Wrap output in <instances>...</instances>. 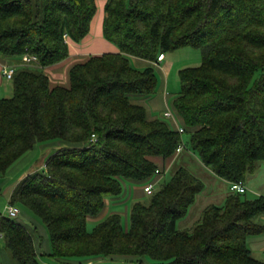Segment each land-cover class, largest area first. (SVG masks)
Returning a JSON list of instances; mask_svg holds the SVG:
<instances>
[{
  "label": "trees",
  "instance_id": "obj_1",
  "mask_svg": "<svg viewBox=\"0 0 264 264\" xmlns=\"http://www.w3.org/2000/svg\"><path fill=\"white\" fill-rule=\"evenodd\" d=\"M97 2L0 0V56L19 64L13 95L0 97V175L37 144L60 143L43 170L15 186L11 204L42 219L58 264H264L248 243L264 232V195L230 190L182 228L207 186L185 165L148 203L132 205L128 228L113 213L88 229L125 182L159 183L181 159L185 132L203 165L226 181L245 182L264 161V0H106L103 36L119 51L89 55L70 67L66 84L52 83L45 68L69 56L70 40L89 35ZM186 47L201 49L202 60L179 70L181 133L134 101L156 93L158 77L131 56L159 64L161 53ZM26 54L37 60L20 63ZM0 233L19 264H42L25 223L2 215Z\"/></svg>",
  "mask_w": 264,
  "mask_h": 264
},
{
  "label": "crops",
  "instance_id": "obj_2",
  "mask_svg": "<svg viewBox=\"0 0 264 264\" xmlns=\"http://www.w3.org/2000/svg\"><path fill=\"white\" fill-rule=\"evenodd\" d=\"M105 1L106 0H104V3H103V9H104V5H105ZM98 14L99 13H98V9H97L96 15L98 16ZM96 15L93 19L92 28H91V31L93 29L95 31V29H96V33H95L96 35L94 34L96 39L92 40V38H90L91 33H89V35L82 41V43H76V42H73L70 40L69 41V46H70L69 56L66 59H64L63 61L56 63V64H53V65H50V66H47L45 68V72L48 74L52 83H54V84H56V83L66 84L68 82V79H69L70 67L76 62L84 60L89 55H97V54H102L104 52H117V51H119V48L117 47V45L108 41L107 39H105L102 32H101V27H102V23H103V19H102L103 13H101L99 15L97 23L95 24L94 22L96 19ZM188 48L189 47L176 50V51H179L180 54H177V55L171 54V56L168 58V61H167V56H166L168 54L165 53L164 59L162 61H160L159 64L150 62L147 59L132 56L134 58V60H133L134 66H136L137 68L143 69L146 66L153 64L156 67V70H159L160 75H162L161 80H158V87H157L156 93H154L153 95L148 96V97L136 96L134 98V101L141 103L146 107L147 115L150 118H157L158 117V118H163V119L166 118V120H167V119H169L165 116V112L167 110H171L173 112V114L175 113L174 110L172 109L173 100L176 96L175 94L178 93L179 89H178V91H175V92L171 89V79H170L171 75L166 76L164 74L162 67L160 66V63L167 61V64L170 66V63L175 62V59H178V58L181 61H188V62H191L190 60H195V58L197 57V54L195 52H192V50H187ZM200 60H202V55L200 56ZM6 64L15 65L16 69H17V66L19 65L15 59H8V58L0 57V89L4 85V79H5V77L2 74V68H3V65H6ZM189 66H192V65H189ZM169 71H171V69ZM171 119H172V122L175 125H177L173 128L177 129L183 125L181 119L177 118L175 115L173 118H170V120ZM167 122H169V121L167 120ZM38 145L40 146L41 151H43V156L46 159L51 153H53L60 146V143L59 142H50V143H43V144H38ZM35 147H37V145ZM35 147L32 150L28 151L26 154H24L18 161H16V163H14L7 170V172L4 175H0V217L2 215H4L3 210H4V212H7V207L11 204L10 197H11L12 192H13L16 184L18 183L19 179L22 176L27 175V172L29 170H28V167L26 165L27 164L26 162L30 159V157L34 153ZM182 152H184V150ZM189 152H190V150H189ZM189 152L187 154L189 157H192V158L198 157V161L201 163V165H202L201 167H203V169H204L203 173H205L206 175H212L211 179L218 181L217 179L220 177L215 175L211 169L204 166L197 154H195L193 152L194 155H192ZM182 154L183 153H181V155ZM219 181H221V182L223 181L225 184H227V186L229 188V181H226L222 178H220ZM245 183L247 185V191H250L252 188L247 183V180L245 181ZM133 185L132 186L128 185V187H126L125 194L127 193V196L125 197L124 200L121 199L120 197L107 198L106 199L107 206H106L104 212L99 217L89 218V220H93V221H99L100 220L101 221V220H104L110 214H113V213L121 214V212H123V211L128 212L127 200L131 196H133L134 199H139V198L141 199L142 197L147 195L144 192L143 185L135 184V183H133ZM137 185H139V186H137ZM204 191L202 193H200L199 195H203ZM229 192H230V189L226 193H224L223 195L220 194L218 199H221V196H223L221 203L224 202V200H225V198ZM218 193H219V191L216 192V194H218ZM252 193H254L256 195V196H254V198L262 195V193H261V191H259V189H255L254 191H252ZM197 200H198V197H197ZM21 211L22 212L20 214L23 217L29 219L30 221L33 222L34 225H36L35 230H39V228L41 227V230L44 231V227L40 225L39 220H37L34 216H32V214L28 210L22 209ZM189 213H190V210H189ZM199 217H197V219L195 221H197L199 219ZM257 220L259 222L264 223V213L261 214L260 216H258ZM181 221H184V220H181ZM183 225H185L184 222H183ZM186 226L191 227L192 225H189V226L186 225ZM29 229L32 230L31 227H29ZM1 236H2V234H1ZM248 243H249V246L252 250L253 255L255 257H257L258 259H261L264 261V232L259 234V235H254V236L249 237ZM41 246H45V253L49 252L48 244H46L45 241L42 242ZM38 250L41 251L40 248H38ZM0 256H2L1 260H2L3 264H10L9 255L4 248L2 250H0Z\"/></svg>",
  "mask_w": 264,
  "mask_h": 264
},
{
  "label": "rangeland",
  "instance_id": "obj_3",
  "mask_svg": "<svg viewBox=\"0 0 264 264\" xmlns=\"http://www.w3.org/2000/svg\"><path fill=\"white\" fill-rule=\"evenodd\" d=\"M103 3H104V0H98V3L97 4H98V13L99 14H98V16L96 15V19H95V22H94L95 24L97 23V20H98L99 15L101 13H103L102 19H104L105 13H104V9H103ZM101 32L103 34V23H102V27H101ZM90 33H91L90 34V38H92V40L96 39L95 38L96 29H95V31L93 29ZM80 43H82V42H80ZM187 50H192V52H195L197 54V57L195 58V60H190L191 62H188V61H181L178 58V59H175V62L170 63V66H169L167 64V61H168V58L171 56V54H176V55L177 54H180L179 51H171V52L169 51V52H166V54H168V55H166L167 56V61H164L163 63H160V66L162 67V70H163L164 74L166 76L171 75L170 76V79H171V89L174 92L175 91H178V89H180V87H181V82H180V79H179V69H181L183 67H186V66H189V65H198V64L201 63V60H200V56L202 55V50L201 49H195L193 47H189ZM26 55H31V54H26ZM23 57H22V61L20 63H22V64L23 63L24 64L25 63H27V64L30 63L28 61H24L23 60ZM133 60H134V58L131 56V63L134 65ZM31 62H34V61H31ZM7 65L8 64L3 65V68H2V74L5 77V79H4V85L0 89V97H11L13 95V92H14L12 79L7 78L4 75V73H3V69ZM170 69H171V71H169ZM156 73H157L158 80H161L162 75H160L159 70H156ZM172 109H173V107H172ZM174 115L177 118H179V116L177 115L176 112L174 113ZM167 120L169 121V124L172 127L177 126V125H175L172 122V119L170 120V118H169ZM183 138H184V141H185L187 147H186L185 151L183 152V154L181 156V159H179V160L177 159L173 163L172 166L170 165V168L162 176L160 182L157 183V184H155V185H156V188H159L161 186V182L168 181L171 178L173 172L180 165H185V166L189 167L191 169V171H193L195 174H197L199 177H201L204 180V182L206 183L207 187H206L203 195H199L198 196V200L195 203V205L190 209V213L185 218L182 219L184 221H181L180 220L178 222V224L180 225V227L186 228L187 227L186 225L189 226V225H193L195 223V220L197 219V217L201 216L202 210L204 209V207L207 204H211V203L220 204L222 202V199H223L222 197L223 196H221V199H218V197L220 196V194L223 195L224 193H226L229 190V188H228L227 184H225L223 181L222 182L219 181L220 178L217 177L218 178L217 179L218 181H216L214 179L212 180L211 179V176L212 175H206L205 173H203L204 172V169H203V167H201L202 165L198 161V157H194L191 160L187 157L188 156L187 154H188L189 150H190L189 153H191L192 155H194V153H193L194 151H193V149L191 147V144H190V135L185 132V133H183ZM50 142H59V141H56L55 140V141H50ZM50 142H46V143H50ZM34 150H35L34 153L30 157V159L26 162L27 163L26 165H27L28 170H29L27 172V174L28 173H33V172H36V171H41L44 168L45 157L43 156V151H41L40 146L38 144H37V147H35ZM23 178H24V176H22L19 179L18 183ZM246 180H247V183L249 184V186L252 189L250 191H247L246 193H244L245 194L244 197L249 198V199H253L254 196H256V195L254 193H252V191H254L255 189H259V191H261L262 195H264V161H259L257 163L256 171L254 173H250L247 176V179ZM18 183L16 185H18ZM128 185H131L132 186L133 184H131L129 182H125L124 192L122 194L118 195V196H112V197H120L121 199L124 200L125 197L127 196V193L125 194V191H126V187H128ZM137 186H139V185H137ZM156 188H154V189H156ZM217 191H219L218 194H216ZM149 200H150V195H148V194L145 195L144 197H142L141 199L140 198L139 199H134L133 196H131L127 200L128 212H124V211L121 212L122 223H123L124 227H126V228L129 227V224H130V211H131L132 205L136 201H141V202H144V203H148ZM18 206L20 208V213L22 212L21 211L22 209L28 210L32 214V216H34L37 220H39L40 225L44 227V231L41 230V227L39 228V230H35L36 225H34L33 222L30 221L29 219L23 217L20 213L18 214V216H16L14 218L17 221H21V222L25 223L27 226H29V227L32 228V230L34 232V241H35L36 245L38 246V248L41 249V253H42V255H41V262H42V264H58V262L53 257H51L50 255H48L47 253H45V246H41L42 242L45 241L46 244H48L49 251L51 250L50 234L48 232V229H47L45 223L42 221V219L39 216L35 215L26 206H24L22 204L21 205L18 204ZM3 213H4V215H7V212H4V210H3ZM99 221L89 220V222H88V229H89V231L92 230L94 228V226ZM183 222H184L185 225H183ZM0 241H1L0 242V250H2L4 248L7 251V253H9V255H10V258H9L10 264H19L18 261L11 256L10 251L7 250V248L5 247L4 239L1 236V233H0ZM0 259H2V256H0ZM91 262H93L92 264H107V261L103 262V261H93V260H90V262H88L87 264H91Z\"/></svg>",
  "mask_w": 264,
  "mask_h": 264
},
{
  "label": "built area",
  "instance_id": "obj_4",
  "mask_svg": "<svg viewBox=\"0 0 264 264\" xmlns=\"http://www.w3.org/2000/svg\"><path fill=\"white\" fill-rule=\"evenodd\" d=\"M164 57H165V54L161 53L158 56V62L162 61L164 59ZM23 60L28 61V62L35 61V60H37V56L36 55H25L23 57ZM15 69H16L15 65L9 64V66L7 65L4 67L3 73L7 78L11 79L13 77ZM165 116L167 118H173L174 114L171 110H167L165 112ZM177 129L181 133L184 132L183 126H180ZM184 148H185V144L183 142L180 143L179 146L177 147V153L181 152ZM157 172H159V170H157ZM154 188H155V183H153V182H150L144 186V190H145L146 194H152V192L154 191ZM229 189L232 192H236V193H246L247 192V185L242 180L231 181V182H229ZM19 213H20V208L17 205L10 204L7 207V215L10 216L11 218H15L16 216H18Z\"/></svg>",
  "mask_w": 264,
  "mask_h": 264
}]
</instances>
